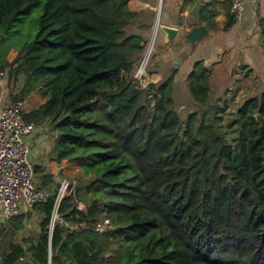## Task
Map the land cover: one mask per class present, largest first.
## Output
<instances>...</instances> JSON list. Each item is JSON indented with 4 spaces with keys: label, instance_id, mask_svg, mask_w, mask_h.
Here are the masks:
<instances>
[{
    "label": "trees",
    "instance_id": "16d2710c",
    "mask_svg": "<svg viewBox=\"0 0 264 264\" xmlns=\"http://www.w3.org/2000/svg\"><path fill=\"white\" fill-rule=\"evenodd\" d=\"M128 2L0 0L10 100L44 98L24 120L55 132L54 159L77 161L84 175L49 231L59 183L33 166L51 193L36 204L43 218L33 260L48 264L50 249V264H264V86L249 80L255 92L237 104L231 139L203 61L182 79L169 66L141 87L132 74L152 10ZM234 22L233 14L227 26ZM22 253L11 244L2 263Z\"/></svg>",
    "mask_w": 264,
    "mask_h": 264
},
{
    "label": "crops",
    "instance_id": "0c3cea01",
    "mask_svg": "<svg viewBox=\"0 0 264 264\" xmlns=\"http://www.w3.org/2000/svg\"><path fill=\"white\" fill-rule=\"evenodd\" d=\"M132 2L140 6L136 11L146 8L155 11L158 3L159 24L178 29L175 37L167 43L163 40L162 32L157 33L159 45L149 68L150 77L154 79L152 82L161 79L169 66H174L177 77L182 79L194 62L201 60L216 75L218 83L222 74L230 77L234 70L241 69L248 80L259 82V89L264 86V0H244L241 21L235 19L230 26L227 24L233 15L231 0H156L154 4L151 0ZM152 25L153 20L150 27ZM196 26H203L206 33L191 43L187 38L188 33ZM150 30L145 32L146 36ZM11 90L6 73L0 72V105L11 102ZM43 101L39 100L35 106ZM43 164L47 167L46 163ZM42 218L43 211L39 206L24 208L10 219L0 216V264H3L2 259L9 252L11 244L23 249L14 264H37L29 248L39 242Z\"/></svg>",
    "mask_w": 264,
    "mask_h": 264
},
{
    "label": "built area",
    "instance_id": "2783aa9c",
    "mask_svg": "<svg viewBox=\"0 0 264 264\" xmlns=\"http://www.w3.org/2000/svg\"><path fill=\"white\" fill-rule=\"evenodd\" d=\"M244 7V0H231V11L236 21H241ZM158 26L159 21L153 31L155 36ZM154 45L155 39H150L140 65L133 74L134 77H141L142 72L145 71L146 64L154 52ZM23 103L24 101H16L0 105V216L5 219L18 215L24 208L35 207L38 202L51 195L48 190L37 185L30 158V136L36 126L24 120ZM58 181L60 187L56 194L54 211L64 197L71 196L73 200H77L76 181L69 182L65 178H60ZM53 212L49 231L57 220L63 222L60 215L55 214L53 217ZM97 228L102 229V225L98 224Z\"/></svg>",
    "mask_w": 264,
    "mask_h": 264
},
{
    "label": "rangeland",
    "instance_id": "374dc122",
    "mask_svg": "<svg viewBox=\"0 0 264 264\" xmlns=\"http://www.w3.org/2000/svg\"><path fill=\"white\" fill-rule=\"evenodd\" d=\"M132 1L133 0H129L128 2L129 7L133 10H138V7L140 6H137V4H135ZM155 2L156 0H151L152 4H154ZM155 9H156L155 11L149 12L143 20V22H147L149 24L150 23L152 24V20H153L154 25H152L153 27H150L151 30H150L148 37L146 36L147 39L144 42L145 45H144V49H143L140 61L143 58V54L146 51V48L148 46V42L150 41V39H155L154 52L150 56L148 63L146 64L147 65L146 69L144 72H142L143 74L141 75V77H134L133 75L134 72L139 67L140 61L136 65L133 71V74H132V79L135 82H138L141 87H145L148 83L154 80L150 77L149 68H151L153 64V59L155 56L154 53L157 51L158 49L157 47L159 45L157 41L158 34H156L155 36L153 33V31L155 30L154 26L156 22L159 20L160 11H159L158 3L156 4ZM15 55H16V50L11 49L8 52L7 57L9 59H12ZM218 72L221 73L220 71ZM242 73L243 72L241 69H237L233 71L232 76L226 77L225 75L222 74V76L219 78V83H218V80H216L215 82L216 96L218 98L220 122L229 139H231L235 133L236 121H235L234 112L237 107V104L239 103L240 99H242L244 96L251 95L255 92V91L250 92V90L246 89V86L249 84V80L247 76L243 75ZM178 98H179L178 102L181 105H183L184 102L186 103V94L182 92V88L180 87L178 90ZM41 99L43 100L44 98H42L36 92L29 94L28 97L25 99L26 101H24L23 103V110L27 111L31 109ZM9 104H11V102H9ZM43 127L44 126H36L35 131L30 136V158L32 160L33 166L35 164L42 165L47 172L53 174L55 181L58 183H59L58 179L65 178V179H68L69 182H72L73 180L76 181V186L80 185V183H82V178L84 177V175L82 174V171L80 170L81 168L80 164L77 161H67L65 159L61 160L60 162H56V160L54 159L52 155V149H53V144H54V139H55V132L50 130V128H46V127L43 128ZM38 156H40L41 160L38 158ZM50 159L52 160L51 161L52 164L49 162ZM43 163H46L47 167ZM36 180H37V177H36ZM59 187L60 185L57 188L58 190H59ZM84 192L85 191L82 188L80 192L81 196L84 195ZM79 205L83 206V203L79 202ZM55 214H57L56 211L53 212V217L55 216ZM106 223L104 222V224Z\"/></svg>",
    "mask_w": 264,
    "mask_h": 264
},
{
    "label": "water",
    "instance_id": "95a60500",
    "mask_svg": "<svg viewBox=\"0 0 264 264\" xmlns=\"http://www.w3.org/2000/svg\"><path fill=\"white\" fill-rule=\"evenodd\" d=\"M159 21V20H158ZM157 26V22L154 26V29H156ZM158 30L160 32H162L163 34V40L164 42H169L172 38L175 37V35L178 32V29L176 27H172L169 25H165V24H159V26L157 27V32ZM206 33V29L203 26H196L193 27L189 33H188V41L191 43H194L197 39H199L201 36H203ZM144 43L142 42L141 45H143ZM256 118L260 121L261 117L259 114L256 115ZM50 256H51V251L49 249V264H50Z\"/></svg>",
    "mask_w": 264,
    "mask_h": 264
}]
</instances>
